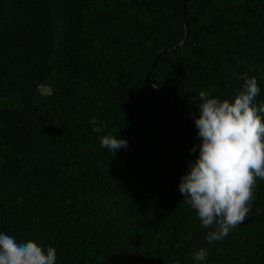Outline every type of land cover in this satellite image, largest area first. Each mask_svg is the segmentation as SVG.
<instances>
[{
  "label": "trees",
  "instance_id": "16d2710c",
  "mask_svg": "<svg viewBox=\"0 0 264 264\" xmlns=\"http://www.w3.org/2000/svg\"><path fill=\"white\" fill-rule=\"evenodd\" d=\"M244 73L259 105L264 0H0V231L57 264H264V179L212 244L178 190L198 92L231 99Z\"/></svg>",
  "mask_w": 264,
  "mask_h": 264
},
{
  "label": "clouds",
  "instance_id": "9594fccd",
  "mask_svg": "<svg viewBox=\"0 0 264 264\" xmlns=\"http://www.w3.org/2000/svg\"><path fill=\"white\" fill-rule=\"evenodd\" d=\"M239 79L243 86L231 99L199 91L198 113H190L199 142L190 149L195 158L182 173L178 190L183 203L195 211L200 226L209 230L205 236L208 244L222 241L244 221L256 180L264 179V102H256L261 88L255 76L244 73ZM90 123L96 133L106 127L98 126L96 118ZM128 144L117 134L100 139L101 147L114 155ZM207 256V250L201 248L193 260L206 264ZM0 264H57V252L35 239L0 231Z\"/></svg>",
  "mask_w": 264,
  "mask_h": 264
}]
</instances>
